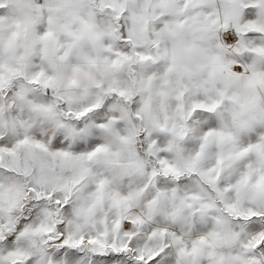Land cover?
I'll return each mask as SVG.
<instances>
[{"label": "snow or ice", "instance_id": "6c2138e0", "mask_svg": "<svg viewBox=\"0 0 264 264\" xmlns=\"http://www.w3.org/2000/svg\"><path fill=\"white\" fill-rule=\"evenodd\" d=\"M0 264H264V0H0Z\"/></svg>", "mask_w": 264, "mask_h": 264}]
</instances>
